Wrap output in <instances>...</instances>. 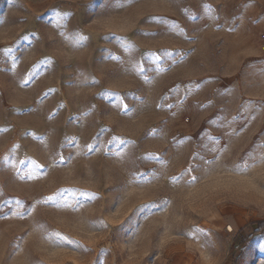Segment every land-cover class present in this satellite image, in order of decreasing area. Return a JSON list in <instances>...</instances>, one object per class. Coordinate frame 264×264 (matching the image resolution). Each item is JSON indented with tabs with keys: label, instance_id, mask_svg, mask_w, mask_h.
I'll list each match as a JSON object with an SVG mask.
<instances>
[{
	"label": "rangeland",
	"instance_id": "374dc122",
	"mask_svg": "<svg viewBox=\"0 0 264 264\" xmlns=\"http://www.w3.org/2000/svg\"><path fill=\"white\" fill-rule=\"evenodd\" d=\"M258 222L264 0H0V264H264Z\"/></svg>",
	"mask_w": 264,
	"mask_h": 264
},
{
	"label": "trees",
	"instance_id": "16d2710c",
	"mask_svg": "<svg viewBox=\"0 0 264 264\" xmlns=\"http://www.w3.org/2000/svg\"><path fill=\"white\" fill-rule=\"evenodd\" d=\"M260 233H263L264 234V222H258L257 223V228L254 230V234H260ZM249 237H244L242 238V241L245 242L247 241V239H249Z\"/></svg>",
	"mask_w": 264,
	"mask_h": 264
},
{
	"label": "snow or ice",
	"instance_id": "6c2138e0",
	"mask_svg": "<svg viewBox=\"0 0 264 264\" xmlns=\"http://www.w3.org/2000/svg\"><path fill=\"white\" fill-rule=\"evenodd\" d=\"M141 71H143V69H141ZM261 249L264 250V244L261 245Z\"/></svg>",
	"mask_w": 264,
	"mask_h": 264
}]
</instances>
